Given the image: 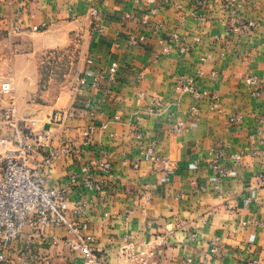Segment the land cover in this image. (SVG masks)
<instances>
[{
    "label": "crops",
    "instance_id": "obj_1",
    "mask_svg": "<svg viewBox=\"0 0 264 264\" xmlns=\"http://www.w3.org/2000/svg\"><path fill=\"white\" fill-rule=\"evenodd\" d=\"M234 1L229 9L225 0H0V92L9 79L16 95L25 93L24 101L8 100L15 118L21 101L41 109L15 120L20 127L35 122V133L45 136L35 159L48 185L68 186L85 166H111L100 192L80 182L69 193L84 203L88 234L111 264H125L117 253L126 241L137 254L162 249L161 264H264V85L245 83L264 80V0ZM38 35L84 47L83 70L48 107L33 101L42 93L32 50ZM114 64L115 81L92 87ZM17 76L27 78L21 89ZM188 78L210 97L185 92ZM0 104L7 107L6 100ZM57 112L67 116L52 123ZM235 116L242 120L231 123ZM2 118L0 139L14 135ZM179 122L185 126L177 134ZM152 145L171 161L173 174L148 161ZM66 146L70 153L43 165ZM5 151L0 144V155ZM216 165L227 172L219 190ZM31 232L26 228L12 245L8 264H20ZM53 237L66 238V229L32 238L31 264H89L54 246Z\"/></svg>",
    "mask_w": 264,
    "mask_h": 264
},
{
    "label": "built area",
    "instance_id": "obj_2",
    "mask_svg": "<svg viewBox=\"0 0 264 264\" xmlns=\"http://www.w3.org/2000/svg\"><path fill=\"white\" fill-rule=\"evenodd\" d=\"M229 9L236 7L234 0H225ZM246 1V0H245ZM242 1L241 3H243ZM203 6V1L197 2ZM90 16L98 17V12L93 11ZM249 26H252L250 24ZM44 27H34V32L43 31ZM144 41V38L141 39ZM168 52V49H164ZM118 66L112 65L108 69L102 70L95 78L92 87L99 88L103 80L114 82ZM248 87L262 89L264 80L258 77H248L245 80ZM87 81L80 80L79 85L85 86ZM183 90L190 93L197 100L209 98L207 92L201 91L195 85L192 78L182 81ZM260 92V91H259ZM0 95L7 97L14 104V87L10 82L1 85ZM214 99L217 97L214 96ZM14 106V105H13ZM197 112V108L192 109ZM14 113V109L12 110ZM67 116L66 113L57 112L50 117L52 123H61V119ZM9 118V117H8ZM118 120V118H116ZM242 118L235 116L230 118L231 123L240 122ZM31 126L20 127L18 120L11 123L14 128V135L0 139V144L6 151L0 155V264L10 262L8 252L12 245L23 237L26 228L31 229V237L26 242L23 252L20 255V264H31L33 252V237L47 238V233L54 228H65L67 237L64 239L52 238L54 246H64L80 260L89 264H111L107 256L97 246L96 239L88 234L89 225L85 219V205L83 202H74L70 199L71 188L82 182L83 188L89 192H100L104 186L105 178L111 175V166L108 163H97L94 167L85 166L82 169L81 178L73 174L68 186L51 187L48 185L41 165L35 159L36 152L45 145V136H39L34 131L35 122L29 123ZM184 123L179 122L174 126V132H183ZM103 128H106L104 126ZM88 136V134H86ZM70 153V147L53 150L43 161L44 166H50L59 157ZM149 162L162 163L164 170L173 174L174 169L171 161L164 158L154 145L150 146L146 152ZM240 157H236L239 163ZM97 169L99 174L92 171ZM216 172L215 190H219L221 181L227 176L225 169L219 166L214 167ZM73 218H76L74 220ZM212 252L217 253L216 242L212 244ZM118 257L125 264H161L163 251L153 248L137 254L131 242L126 241L118 249ZM160 259V260H159ZM191 261L188 262L190 264ZM245 264H258L253 260Z\"/></svg>",
    "mask_w": 264,
    "mask_h": 264
},
{
    "label": "rangeland",
    "instance_id": "obj_3",
    "mask_svg": "<svg viewBox=\"0 0 264 264\" xmlns=\"http://www.w3.org/2000/svg\"><path fill=\"white\" fill-rule=\"evenodd\" d=\"M32 50L37 51L39 71L38 81L42 89V93H38L37 96L35 95L33 101L36 100V104L48 107L56 101L60 89L77 78L78 74L83 70L85 65L83 60L84 47L83 44L80 45L79 43H75V41L70 42L69 38L56 39L49 37L48 35H38L37 38L32 40ZM24 65L25 64H22L21 67ZM12 79H15V77ZM15 80L17 81L16 83L19 89H21L23 81H27V78L17 76ZM7 81L9 82L10 80L7 79ZM24 95L25 93H19L17 95L16 92L14 93V96L20 97L22 101H24ZM4 100H6L7 107L0 109V113L3 115L1 120L9 125L14 123L15 119L20 117L19 115H26L25 117L27 118L29 113L31 114L35 111H41L40 107V110H36V108H28L27 105L31 104V102L25 103L21 101V103H19L20 109H17V117L15 118L12 114L13 107L10 108L9 106V99L7 97L5 99V97L0 95V101L2 102Z\"/></svg>",
    "mask_w": 264,
    "mask_h": 264
}]
</instances>
